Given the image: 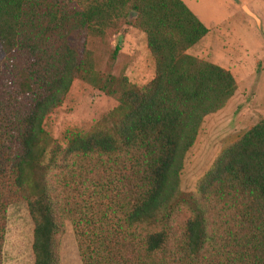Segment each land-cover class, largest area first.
I'll return each instance as SVG.
<instances>
[{
  "label": "trees",
  "instance_id": "obj_1",
  "mask_svg": "<svg viewBox=\"0 0 264 264\" xmlns=\"http://www.w3.org/2000/svg\"><path fill=\"white\" fill-rule=\"evenodd\" d=\"M130 11L153 60L141 86L99 77L85 49ZM206 32L181 0H0V264L5 209L18 201L33 264H58L66 222L81 264H264V119L193 193L178 190L203 117L235 90L228 70L185 53ZM74 78L117 105L60 145L42 121Z\"/></svg>",
  "mask_w": 264,
  "mask_h": 264
},
{
  "label": "rangeland",
  "instance_id": "obj_2",
  "mask_svg": "<svg viewBox=\"0 0 264 264\" xmlns=\"http://www.w3.org/2000/svg\"><path fill=\"white\" fill-rule=\"evenodd\" d=\"M182 1L207 30L185 53L228 70L235 82V90L224 105L203 117L192 145L184 154L178 190L189 194L195 191L197 181L220 151L264 119V0ZM240 2H245L242 6L262 19L260 29L244 14ZM134 16L130 11L115 19L116 28L104 26L100 36L87 37L85 49L99 77L123 76L129 83L141 86L153 76V60L143 32L127 22ZM115 46L118 48L112 54ZM116 105L112 97L74 78L59 106L44 117L42 126L62 145L68 133L88 131ZM187 218L188 213L180 210L172 224L182 225ZM32 229L24 201L6 207L1 264H33ZM57 252L58 264H81L68 222Z\"/></svg>",
  "mask_w": 264,
  "mask_h": 264
},
{
  "label": "water",
  "instance_id": "obj_3",
  "mask_svg": "<svg viewBox=\"0 0 264 264\" xmlns=\"http://www.w3.org/2000/svg\"><path fill=\"white\" fill-rule=\"evenodd\" d=\"M241 9L244 11L245 15H248L249 17H251V19L255 22V25L257 27V29H260V23H259V19L256 17V15L254 13H252L246 6H242ZM130 15H132V13H130Z\"/></svg>",
  "mask_w": 264,
  "mask_h": 264
},
{
  "label": "crops",
  "instance_id": "obj_4",
  "mask_svg": "<svg viewBox=\"0 0 264 264\" xmlns=\"http://www.w3.org/2000/svg\"><path fill=\"white\" fill-rule=\"evenodd\" d=\"M182 1V0H181ZM182 3L186 6V8L193 14V12H192V10H190V8L187 6V4L184 2V1H182ZM242 4H245L246 5V3L245 2H240V7L242 6ZM194 16H195V14H193ZM196 17V16H195ZM197 18V17H196ZM198 19V18H197ZM199 20V19H198ZM259 20H260V23H262V19L261 18H259Z\"/></svg>",
  "mask_w": 264,
  "mask_h": 264
}]
</instances>
